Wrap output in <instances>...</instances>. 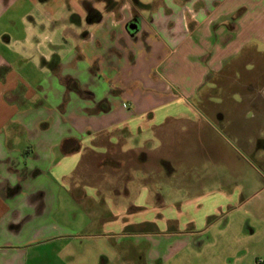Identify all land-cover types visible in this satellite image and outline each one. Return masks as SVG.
Listing matches in <instances>:
<instances>
[{"label":"crops","instance_id":"0c3cea01","mask_svg":"<svg viewBox=\"0 0 264 264\" xmlns=\"http://www.w3.org/2000/svg\"><path fill=\"white\" fill-rule=\"evenodd\" d=\"M50 2L0 0V264L51 255L74 264L82 253L73 251L75 239L111 241L116 233L124 244L112 250L123 264H217L211 243L187 230L202 231L237 196L188 184L193 175L180 165L201 159L179 148L187 133L225 137L207 115L213 92L229 93L227 80L240 86L247 111L264 113L249 108L264 97V0H131L134 10L124 14L109 9L117 0H80L79 10L70 1L71 26L93 29H70L66 47L42 46L34 18L25 25L31 14L50 17ZM24 63L33 65L31 77ZM46 68L50 75L35 78ZM217 77L224 86L204 92ZM253 128L264 142V124ZM223 131L249 148V131ZM175 193L192 197L171 203ZM105 203L111 213L74 227V210L91 216ZM168 222L177 230L168 232ZM90 225L103 230L89 233ZM154 227L162 235L149 236ZM232 250L223 248L220 262Z\"/></svg>","mask_w":264,"mask_h":264},{"label":"rangeland","instance_id":"374dc122","mask_svg":"<svg viewBox=\"0 0 264 264\" xmlns=\"http://www.w3.org/2000/svg\"><path fill=\"white\" fill-rule=\"evenodd\" d=\"M73 3L74 8L79 10L82 8V3L76 0H51L47 4V8L50 9V17L43 19L38 18L37 14H31L26 18L25 25H31V18L37 23L36 32L38 34V40L42 46H70L72 44V37L69 33L70 29L73 32H81V29L91 28L93 25L87 27L86 24L71 26L69 21V15L66 10L68 2ZM117 3H110L109 9L113 8L118 13H126L127 11H133L134 6L131 0H117ZM143 3H149L151 0H140ZM28 6H26V10ZM108 10V9H107ZM99 11H105V5H99ZM144 15L147 12H143ZM88 29V30H89ZM30 56H37L32 52ZM40 59V58H39ZM39 59H37L39 61ZM23 76H32V73L36 72L32 68L30 63H24ZM50 75V69L46 68L41 70L40 73L35 74V78H43ZM252 75L245 76L241 81L243 86L250 84L253 79ZM28 80V79H27ZM216 81H218V87L224 86L220 83V78L217 77L209 83L204 92L213 88ZM29 82V81H28ZM221 84V85H220ZM32 89H35L37 85L29 84ZM227 85L230 88L227 92H223L222 89L215 90L212 94V106L214 111L212 116L207 115L211 123L217 125L224 138L216 137L215 141H203L197 137H194L191 133H187V138L182 141V146L179 148V154L183 157H188L195 153L201 160L197 164H181L179 169L184 176L193 175L188 180V184H196L199 188V192H223L225 194H234L237 196V205L232 207L229 211L220 214L214 220H209L206 227L199 231L196 228L186 229L190 235L201 238L209 243L218 257L217 264H264V142L262 133L257 132L256 127L264 124V113L262 115H254V111L246 110L247 103L241 95H236V90L240 86L235 85L234 81H228ZM244 94L246 89H242ZM194 104L198 109L203 110L204 100L202 98L194 99ZM258 110L264 107V97L260 96L253 100L249 108ZM230 125L233 129L238 131H249L248 146L249 148H243L240 146V141L232 137L229 132L223 131V127ZM260 135V137H259ZM199 136V135H198ZM156 146V145H155ZM170 149H165L169 151ZM159 153H162L160 148H157ZM187 182V181H181ZM157 188H161L159 181L154 183ZM160 190H158L159 192ZM173 193L175 191H172ZM161 193V191H160ZM191 195L168 196L167 200L174 203L178 200L191 198ZM154 207L155 203H154ZM106 212L111 213L108 204H104L99 207V210L92 213L91 216H84L81 210H74L73 224L74 227L81 228L86 223H92L95 221V217ZM99 213V214H96ZM155 215V213H152ZM90 223V224H91ZM168 232L177 230V225H172L168 222ZM103 229H98V226L90 225L88 227L89 233L102 232ZM138 230V229H137ZM139 231V230H138ZM153 233L149 236L162 235L161 229H153ZM167 232V229L165 230ZM82 232L80 236L85 233ZM113 240L109 241L105 237L101 238H83L79 237L74 240V252H78L76 249H81L82 253L78 255L74 264H123L122 259H118V255L113 253L112 246L119 244L117 236ZM136 238V237H134ZM132 238V240L134 239ZM123 242L124 240H120ZM124 243L119 245L123 246ZM81 247V248H80ZM231 248L232 253L223 262H220V256L223 255V248ZM45 250V249H44ZM79 253V252H78ZM44 251L42 250V253ZM105 262V263H104ZM68 261L63 258L57 259L54 255L49 258L46 257L41 264H67ZM172 264V263H169Z\"/></svg>","mask_w":264,"mask_h":264}]
</instances>
